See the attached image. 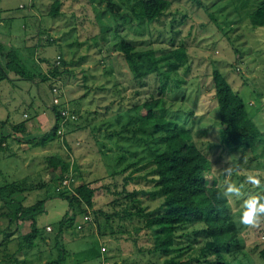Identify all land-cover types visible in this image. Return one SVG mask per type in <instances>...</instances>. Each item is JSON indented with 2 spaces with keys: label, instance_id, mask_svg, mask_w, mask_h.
<instances>
[{
  "label": "rangeland",
  "instance_id": "1",
  "mask_svg": "<svg viewBox=\"0 0 264 264\" xmlns=\"http://www.w3.org/2000/svg\"><path fill=\"white\" fill-rule=\"evenodd\" d=\"M53 1L0 0V43L7 47L1 59L7 60L8 49H14L22 55L29 71L34 72L32 80L19 78L14 73H9V79H0V120L7 119L10 123L26 120L33 136H40L54 123L52 105L59 109L68 106L76 114V120L63 126L60 135L45 137V145L12 138L2 142L0 182L14 183L16 192L10 194L11 199L27 205L53 196L61 184V172L59 168H46V158L59 154L78 163V172L63 181L68 183V190H73L81 175L96 188L95 208L106 209L114 196L123 191L122 177L126 175L110 176L115 159L123 145L130 143L126 137L136 130L134 118L139 117L140 105L150 96L160 97V87L165 88L164 96L161 95L165 104L158 113L173 118L185 128L190 127L191 143L209 161L208 178L214 179L222 190L228 182L235 181L244 183V192H264V187L257 189L244 182L247 172L264 173V28L252 29L248 16L260 0H171L170 7L151 23L138 18V0H110L118 7L113 13L107 8L106 0H60V14L55 18L48 15ZM121 39L137 48H152L156 56L184 46L188 59L178 69L168 68L164 61L161 70L165 75L135 80L118 50ZM58 55L67 63L64 68L59 64V69L67 73L61 79L43 81ZM212 69L227 77L253 116L260 135L252 149L225 150L220 146ZM259 111L260 116L256 118ZM150 138L153 136L145 139ZM155 142L162 147L159 140L152 141ZM134 189L149 190L152 185L145 180L130 181L126 190ZM138 197L149 210L159 204V198L145 194ZM46 202L49 204L45 203V212L36 217V224L45 236L39 238V246L36 243L22 252L27 256L26 264H44L60 255L64 257L61 264L155 261L152 256H136L130 240L113 239L107 233L104 218L100 216L95 221L90 208L76 219V224L83 225L82 230H76L75 225L66 228L56 246L54 233L67 210V202L54 197ZM231 205L237 223L252 234L245 247L248 264L251 261L261 264L255 247L264 244V218L254 227L242 225L238 220L239 202ZM7 207L0 200V241L4 239L2 233L15 229L8 215L16 209ZM83 215L92 223L84 222ZM121 224L127 229L138 226L135 220ZM48 228L51 232L45 234L43 229L48 231ZM16 229L15 236L25 235L30 231L29 222L19 220ZM186 231H177L183 241ZM145 239H137V244L149 246L150 238ZM186 245L184 242L183 246Z\"/></svg>",
  "mask_w": 264,
  "mask_h": 264
},
{
  "label": "trees",
  "instance_id": "2",
  "mask_svg": "<svg viewBox=\"0 0 264 264\" xmlns=\"http://www.w3.org/2000/svg\"><path fill=\"white\" fill-rule=\"evenodd\" d=\"M138 4L140 5L138 18L151 23L170 7L171 0H138ZM106 5L111 13L118 8L110 0H106ZM60 7L61 1L54 0L48 15L57 17L60 14ZM248 16L252 29L264 28V0H260ZM117 47L128 72L135 80L148 79L151 75H154V78L165 75L166 73H162L161 70V64L164 61L168 68L178 69L188 59L187 49L184 46L171 49L169 53L162 56H156L154 50L149 47L137 48L125 39H121ZM6 49L7 47L0 43V79H9V73H14L19 78L32 80L34 72L29 71L24 65V58L18 51L8 49L9 58L1 59V53ZM60 64L64 68L67 63L61 59ZM61 67L59 64H54L49 70V75L43 76V81H48L50 78H63L67 71L59 69ZM166 78H168L167 75ZM211 81L219 110L220 146L225 150L252 149L259 139L260 130L253 116L247 111L244 101L219 70L212 69ZM162 85H166V82ZM174 87H177L176 84ZM158 89L164 96L165 88ZM161 95L156 99L150 96L140 105L142 110L138 112L139 117L134 118L136 130L128 133L126 138L130 143L124 144L123 150L119 151L115 159V169L110 175L126 173L122 177L123 191L114 196L106 209L95 208L93 200L96 188L85 182L81 175L72 191H69L68 187L60 188L53 196L27 205L21 200L15 201L9 197L11 193L16 192L13 182L3 184L0 182L1 202L6 207L8 205L16 209L8 215L9 222L14 223L15 233H2L4 239L0 241V264L28 262L27 256H23L22 252H27V249L34 247L36 243L39 246V238L45 236L36 224V217L45 212L46 201L53 197L67 202V210L58 221V229L54 233L56 246H59L58 238L63 235L66 228L75 225L76 230H82L83 225L81 229H77L76 219L79 215L87 213L90 208L95 221L100 216L104 218L109 230L107 233L113 239L118 241L120 238H126L135 246L136 256H152L155 259L145 264H248L249 257L245 247L252 239V234L248 232L250 230L240 227L232 214L233 206L223 196V190L217 186L214 179L208 178L209 161L198 147L191 143L188 131L190 127L185 128L182 124L181 127L173 118L158 113V109L163 110L165 104ZM50 108L54 123L40 136H33L26 120L17 123H10L7 119L0 120V146L8 138L22 140L27 144L33 142L37 146L45 145L47 141L45 137L60 135L63 126L76 120V114L68 106L63 107L67 110V118L60 115L62 108L59 109L57 105H52ZM135 109L136 106L133 107V110ZM260 112L257 113L256 118L260 116ZM71 115L75 118L71 119ZM59 127H62L61 130ZM146 136H153V138L145 139ZM37 139H39L38 142ZM154 139L159 140L162 147L156 142L153 144ZM150 140L154 147L149 144ZM65 142L69 146L66 140ZM102 148H105L104 145ZM116 167H118L117 170ZM46 168L60 169V183L66 177L71 178L70 175H74L79 170L75 159L66 160L59 154L46 158ZM138 180L151 183L152 189L126 190L130 181ZM20 188H22L21 185ZM35 188L37 187L30 189ZM140 194L159 198V204L151 210L143 207L138 197ZM19 220L28 221L30 231L17 237L15 235ZM90 220L84 222L92 223ZM133 220L138 226L133 225L132 229H127L121 224L124 221L132 222ZM194 227H196L195 230H193ZM179 229H187L183 234L186 237L185 241L181 240V235L177 233ZM43 230L46 234V230ZM139 238H150V245L139 242L137 244ZM184 242L187 243L186 246H183ZM195 243L198 246L195 247ZM102 251H105V248ZM255 251L259 262L264 264V244L255 247ZM158 257H163L161 262L157 260ZM63 258L60 255L44 264H61ZM107 263L110 264L104 260L101 264ZM250 264H253L252 261Z\"/></svg>",
  "mask_w": 264,
  "mask_h": 264
},
{
  "label": "clouds",
  "instance_id": "3",
  "mask_svg": "<svg viewBox=\"0 0 264 264\" xmlns=\"http://www.w3.org/2000/svg\"><path fill=\"white\" fill-rule=\"evenodd\" d=\"M244 182L260 189L264 187V173L247 172ZM243 188L244 183L228 182L223 190V196L230 204L239 202L237 211L240 224L254 227L264 218V192L246 193Z\"/></svg>",
  "mask_w": 264,
  "mask_h": 264
},
{
  "label": "built area",
  "instance_id": "4",
  "mask_svg": "<svg viewBox=\"0 0 264 264\" xmlns=\"http://www.w3.org/2000/svg\"><path fill=\"white\" fill-rule=\"evenodd\" d=\"M60 60H61V56H56L55 57V65H58V64H60ZM67 110H65V109H61L60 110V115L63 117H68V115H67V112H66ZM70 118L71 119H74L75 118V116L74 115H71L70 116ZM70 178V177H69ZM68 178L66 177V178H64L62 181H61V184H60V186L57 188V190H59L60 188H65V187H67L68 186V183L67 182H65V183H63V181L65 180H67ZM67 184V185H66ZM82 219H83V221H88V220H90L89 218H87V216L86 215H83V217H82ZM82 228V224H78L77 225V229H81ZM102 250H104V247H102L101 248Z\"/></svg>",
  "mask_w": 264,
  "mask_h": 264
},
{
  "label": "crops",
  "instance_id": "5",
  "mask_svg": "<svg viewBox=\"0 0 264 264\" xmlns=\"http://www.w3.org/2000/svg\"><path fill=\"white\" fill-rule=\"evenodd\" d=\"M52 119H53V117H52ZM50 174H51V173H50ZM46 203L49 204V202H46ZM46 208H47V205H46ZM65 211H66V210H65ZM64 213H65V212H64ZM64 213H63V214H64ZM61 217H62V216H61ZM46 226H49V224H47ZM46 226H45V227H46ZM47 230H48V231H46V232H49V228H48ZM50 232H51V230H50ZM45 262H46V261H45Z\"/></svg>",
  "mask_w": 264,
  "mask_h": 264
}]
</instances>
